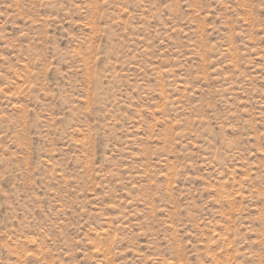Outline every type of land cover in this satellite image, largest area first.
Returning <instances> with one entry per match:
<instances>
[{"label":"rangeland","instance_id":"obj_1","mask_svg":"<svg viewBox=\"0 0 264 264\" xmlns=\"http://www.w3.org/2000/svg\"><path fill=\"white\" fill-rule=\"evenodd\" d=\"M0 264H264V0H0Z\"/></svg>","mask_w":264,"mask_h":264}]
</instances>
